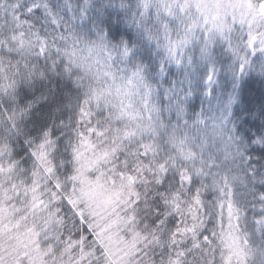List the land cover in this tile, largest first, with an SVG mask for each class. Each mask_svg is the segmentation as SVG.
Returning <instances> with one entry per match:
<instances>
[{
  "label": "snow or ice",
  "instance_id": "1",
  "mask_svg": "<svg viewBox=\"0 0 264 264\" xmlns=\"http://www.w3.org/2000/svg\"><path fill=\"white\" fill-rule=\"evenodd\" d=\"M0 264H264V0H0Z\"/></svg>",
  "mask_w": 264,
  "mask_h": 264
},
{
  "label": "trees",
  "instance_id": "2",
  "mask_svg": "<svg viewBox=\"0 0 264 264\" xmlns=\"http://www.w3.org/2000/svg\"><path fill=\"white\" fill-rule=\"evenodd\" d=\"M250 88H254L255 91H249L248 87H245L243 92H242V98L244 99L245 102L251 101L255 102L256 99H258V92L261 87L259 84H251L249 85ZM199 105V102L197 101V106Z\"/></svg>",
  "mask_w": 264,
  "mask_h": 264
}]
</instances>
